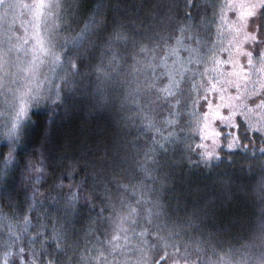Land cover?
I'll return each mask as SVG.
<instances>
[{"label":"snow or ice","instance_id":"obj_1","mask_svg":"<svg viewBox=\"0 0 264 264\" xmlns=\"http://www.w3.org/2000/svg\"><path fill=\"white\" fill-rule=\"evenodd\" d=\"M84 7L0 0V264H264V0H97L77 31ZM78 95L125 135L53 166L29 111ZM237 155L251 183L214 173L219 194L189 200L193 169ZM249 194L254 223L232 213Z\"/></svg>","mask_w":264,"mask_h":264},{"label":"trees","instance_id":"obj_2","mask_svg":"<svg viewBox=\"0 0 264 264\" xmlns=\"http://www.w3.org/2000/svg\"><path fill=\"white\" fill-rule=\"evenodd\" d=\"M97 0H85L84 12L77 18L76 30L80 28L87 19V11L91 5ZM106 2L117 3L120 0H106ZM124 3H138L139 0H123ZM203 2V0H202ZM29 123L28 142L36 149L41 148L44 144L43 151L49 156L50 163L55 166L57 157H71L79 155L85 147H94L101 140L105 142L112 139H119L125 135V130L120 128L117 123V118L110 110L94 111L89 107L88 101L78 95L73 101L69 102L65 108L56 109L53 111L48 104L36 107L31 110ZM135 134V130H131V135L127 139H131ZM46 136V142L44 137ZM259 144V141H257ZM227 155V152L221 153ZM195 159V157H193ZM236 163L229 167L227 162L221 164L218 168L210 173L207 169H193L185 178L182 187L188 195L189 200H200L201 198L208 200L213 195H218L219 190L213 186L214 173L229 171L240 177L243 181L251 183L250 175L240 172L241 166H247L251 163L243 156H234ZM258 173V169H256ZM60 169H57V175ZM53 178H49L47 183H51ZM10 185L17 183L16 174L9 181ZM18 202V209L23 207L24 194L21 192L15 197ZM7 201H0V207L4 211H8L6 207ZM260 203L258 199L249 194L246 199H239L234 202L232 213L240 216H246L249 223H254L260 212ZM0 238H3V233L0 232ZM250 232L246 229L239 230V238L233 243L237 246L244 244L246 240H250ZM252 252L259 254V249H252Z\"/></svg>","mask_w":264,"mask_h":264},{"label":"rangeland","instance_id":"obj_3","mask_svg":"<svg viewBox=\"0 0 264 264\" xmlns=\"http://www.w3.org/2000/svg\"><path fill=\"white\" fill-rule=\"evenodd\" d=\"M85 1V0H84ZM25 2H28V0H25ZM21 19H25V17H23V16H18V19H17V23H16V25H15V27H14V30H16V31H20V20ZM77 24V21H75L74 22V24H73V27L76 29V27H75V25ZM79 30V28L77 29V31ZM45 71H47L46 69H45ZM45 105V103H41V105L40 106H44ZM39 106V107H40ZM4 108V105H3V103L2 102H0V109H3ZM36 107H33V108H31L30 109V111H29V114H30V112H31V110H33V109H35ZM4 124H5V118L3 117V116H0V134H2L3 133V131H4Z\"/></svg>","mask_w":264,"mask_h":264}]
</instances>
